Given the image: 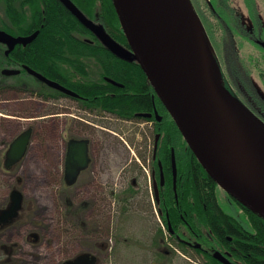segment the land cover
Listing matches in <instances>:
<instances>
[{"label": "flooded vegetation", "instance_id": "af4514ba", "mask_svg": "<svg viewBox=\"0 0 264 264\" xmlns=\"http://www.w3.org/2000/svg\"><path fill=\"white\" fill-rule=\"evenodd\" d=\"M57 1L61 3L68 13H72L62 0ZM72 1L75 3L74 0ZM3 3L4 23L12 24L15 20V18H12L7 14L6 8L8 9L9 7L18 11V14L20 15L18 20L19 23H26L32 17L31 0H3ZM43 4L46 7L45 0H43ZM80 9L82 10V8ZM82 12L88 18L102 26L116 42L122 46L128 47V43H123L117 37L112 36L108 32V30L104 27L99 14H96L94 17H90L83 10ZM97 16L99 17V22L96 21ZM44 20H46V17H41L38 22L43 24ZM65 22L68 23L69 18H67ZM86 28L91 32L90 34L87 32L78 33L72 30L70 33L71 36H58L63 38L64 41H77V44L79 46H84V48L74 49L70 48V44L68 42L61 43V48L56 54H54L52 59V65L50 66V70L52 72L51 75L44 74L39 70L32 68L26 62L25 58L26 47L38 37L40 28L35 30L38 31V34L33 41L27 44L19 43L9 52L8 45L0 42V48H2L1 50L5 56L4 63L1 66V74L2 69L4 68L20 70L19 73L13 75L2 74L6 77V81L3 84V88H0V94H7L11 92L30 94L29 97H38L42 100L53 103L72 101L73 103H76L77 108L80 111L84 112L83 117L73 116L74 118L71 119V122L74 123L75 118H77L84 126V128L80 131V135L73 134V130L71 128V124L73 123L70 122L69 125V120H67L68 124L66 123V126L63 129L54 131L56 143L53 145L49 154L51 159H53V163L56 168V175L52 177L50 184L58 188V190L55 191L54 198L56 206L54 220L57 231L59 232V237L61 238V244H63L62 246H65L66 248L65 253L63 252L61 254L62 260L60 264H67L68 261L74 262L78 256L85 253H89L90 255H94L96 257L95 264H102V262L105 261H110V263L113 262V254L112 252L110 253L109 250H112L114 246H110L108 243L100 240L102 236L104 237L107 234H110L111 238H113L114 230L116 232V228L114 227H111V231L109 232L106 230L107 216L110 213L112 216L115 215L117 219L122 218L126 214L135 213H141L144 217L154 215L156 217V221H153V227L156 231L160 228L163 229V233H161L162 237L160 239L161 243H164V245L166 244V249H164V251L167 255L172 256L173 260H176L179 257L178 253H180L192 261L191 258L183 254L180 247L174 245L170 241V234L167 231L168 227H166L163 219L160 217L163 213L168 215L167 210L163 211L162 208L158 207L160 201L166 198L165 195L160 193L161 189L168 184V179L165 175L166 167L163 165L161 159L159 160V165L157 167L153 162V160L157 157L160 133L156 134L155 140L152 141L149 146L143 145L141 147L142 149L137 147V145H134V148L128 145V147L131 148V152L136 153L137 157L132 159L131 164L120 169L119 178H125V186L120 181L118 182L119 184L116 183V179L113 177L111 163H108L112 162V157L108 155L106 135L107 132H109L115 135H120L121 139H124L121 132L125 134L126 131L119 126L110 124L112 122L109 120L115 119L118 123H120V125L121 123H132L136 126V128H139L141 124H149L148 127L142 126V128H139V131H143L148 134V132L151 133V131L154 130L157 122L162 121V116L158 109L154 106V96L152 92H150L151 106L147 110L136 111V118L123 119L122 117H117L113 112L108 111L101 105V101L103 99L102 96L104 95L105 90H108L111 97H115L118 94L117 88H121V90H124L125 88L124 83L115 80L105 73L106 67L114 69V64L118 62V59L124 58L132 61L133 58L131 55L123 57L117 54L110 49L93 31H91L88 27ZM0 29L3 28L0 27ZM13 35L19 36L16 34ZM250 41L255 42V44L260 46L264 51V36H252ZM17 46H19L20 53V57L18 59L13 57ZM86 46H88V48H86ZM27 66L44 74L50 79L61 83L65 87L76 92L77 95H70L58 88L51 87L44 81L29 73L27 71ZM235 78L232 77L233 84H231L233 87L235 86L236 89L243 90L247 98L250 100L253 113L264 120V106L259 100L260 98L255 93H252L253 89L248 83V78L245 76L241 81H238L239 77ZM29 79L31 81L28 82ZM109 79H112L117 83H114ZM108 84L110 86H108ZM230 87L232 88V86ZM121 92L122 91H120L119 94ZM27 99L28 98L25 96L0 98V104H3L0 107V120L4 123H8V125L15 124L16 126L18 125L21 127L23 124L22 130H20L15 138H13L6 145V149L0 155V167L3 168L5 173H12L16 168H21L26 165L27 155L37 136L35 126L24 125V123L21 122V120H27V118L21 117L24 112ZM145 113L150 115H144ZM60 115L61 114L57 113L54 116L59 117ZM56 122L60 123V118H57ZM112 126H114L115 129H112ZM28 128H32V132L30 144L26 154L18 163L7 167L6 154L11 143ZM40 132H43V130H40ZM82 138L88 141L87 154L89 162L88 165L80 171L76 181L73 184H70L69 182L71 176L67 172V166L70 163L68 161L70 151L69 143L72 139ZM173 152L175 154V151L172 148L170 166L172 172V183L175 191L174 196L178 203L177 181L179 173L177 169V180L175 185L172 166ZM140 153L146 155V163H144L140 158ZM138 161L140 162V165H138ZM11 178L12 179L9 180L6 179L8 185L7 194L2 202H0V264H24V261L20 259L22 256L21 246L19 245L21 242L20 240H22V242L34 244V246H39L42 244V238L38 231L43 232L46 229L43 223H36L33 220L34 210L32 202L30 204L26 202V184L24 179L20 176ZM220 190L225 192L219 187L218 192L215 195L216 204L224 211L235 215L240 220L243 219L244 222H248L249 215L246 213V210L244 209L245 207L235 201L226 192L224 196L226 198L221 199V194L219 193ZM17 194L21 195L20 205L18 208L11 210V207L18 198ZM112 205L114 206L113 208ZM185 213L186 212L181 210L182 217H184ZM168 225L169 229L174 232L170 222ZM116 227H118V225ZM121 230H123V224L121 225ZM121 230L119 231V234L123 235V231ZM198 235L199 234H196V236ZM126 236L125 240L127 241L129 235ZM130 237L132 238V242L136 240L133 235ZM209 239L213 240L214 238L213 236H210ZM226 239L227 243L223 245V250H216L215 252L219 251L233 264H247L238 256L237 258L233 255L231 249L234 248V236L228 235L226 236ZM77 242H84L85 248L81 251L75 252L74 244ZM91 242H93L95 246H92ZM187 243L188 246L193 248L195 251L200 250V257H203L206 250L199 241L191 240Z\"/></svg>", "mask_w": 264, "mask_h": 264}, {"label": "trees", "instance_id": "16d2710c", "mask_svg": "<svg viewBox=\"0 0 264 264\" xmlns=\"http://www.w3.org/2000/svg\"><path fill=\"white\" fill-rule=\"evenodd\" d=\"M31 1L32 17L29 21L23 24L19 23L18 20L20 15L18 11L9 7L8 9L6 8L7 14L15 18V20L12 24L2 22L0 27L16 35L31 34L36 29L40 28L38 37L27 45L25 58L26 62L32 68L44 74L51 75L50 66L52 65V59L54 54L61 48V43L68 42L70 48L74 49L84 48V46H79L77 41H64L63 38L58 36H71L70 33L72 30L78 33L87 32L90 34L91 32L72 13H68L57 0H45L46 7L43 4V0ZM74 1L90 17L99 14L108 32L127 44V38L112 0ZM204 1L208 9L210 3L207 0ZM191 2L206 28L204 20L196 6V2L194 0H191ZM222 2H224V4H221ZM243 3L248 10L250 17L249 22H244L242 20L241 16L235 12L231 3H229V0H218L217 2L215 0V5H217L218 10H220L223 5L227 8V14L230 18L229 21L225 20V16L219 11L213 12L210 8L209 11L215 28L221 31L223 42L225 41L227 44V46L225 45V49L230 67L232 68L233 63H235V66H237V69L242 72V74L246 77L255 79L251 65L247 64V60L242 54V43H239L238 39L251 40L252 36H264V17L259 12V7H256L257 2H255V8L258 11L255 13H251L246 0H243ZM41 17H46L43 24L38 22ZM67 18H69L68 23L65 22ZM86 48H88V46H86ZM1 49L2 48H0V88H3L6 77L1 74V66L4 63L5 56ZM13 57L17 59L20 57L19 46L16 47ZM215 57L222 67L217 53H215ZM132 58V61L124 58L118 59V62L114 64V69L116 70L106 67L105 73L115 80L124 83L125 88L124 90L117 88L118 94L115 97H111L108 90H105L104 95L106 96H102L101 105L108 111L113 112L117 117H122L123 119L136 118V111L149 109L151 106L150 92L153 93L154 106L161 114L162 121L156 123L151 133L148 132V134H146L143 131H140V133L143 134L142 137H144V145L146 146H149V144L155 140L156 134L160 133L157 157L153 162L157 167L161 159L163 165L166 167L165 175L168 179V184L160 191L166 198L160 201L158 207L162 208L163 211H168V215L163 213L160 217L163 219L166 227H168L167 231L170 234V241L174 245L180 247L183 254L191 258L192 261L201 264H224L214 253L216 250H223V245L227 243L226 236L232 235L234 236V248L231 250L235 257L238 256L247 264H264V219L245 207L244 209L249 215V219L248 222H244L243 219L240 220L235 215L224 211L216 204L215 195L218 192L219 186L209 176L194 152L188 146L174 119L153 90L143 69L135 57L132 56ZM108 86L110 85L108 84ZM225 86L235 95V92L230 86ZM258 86L259 91L261 90L262 92H260L262 94L260 100H262L264 106V86H260L259 84ZM120 91L123 93L121 92L119 94ZM252 93H255L254 89ZM112 127V129H115L114 126ZM172 148L176 154V163L179 173L177 181L178 203L174 196L175 191L173 188L170 166ZM140 158L146 163V155L140 153ZM138 165H140V163H138ZM181 210L186 212L184 217L181 215ZM137 216L145 219L141 214H126L121 219H123V222H127L129 220H134L132 218ZM115 218L114 215L112 220L109 219L107 221L110 227H113ZM147 219V232L152 231L154 239L151 240V243L154 244L155 251L161 255L163 254V256H168L164 251L166 244L164 245V243H161L160 239L163 229L160 228L158 231L154 229L153 221H156L154 215L149 216ZM169 222L174 232L169 229ZM125 227H129V225L125 226L123 224L124 229ZM196 234L199 235L196 236ZM210 236H213L214 239L210 240ZM191 240H197L203 245L206 250L203 257H200V250L195 251L188 246L187 242ZM115 257L116 253H113V258L115 259ZM168 257L171 258L172 262L174 261L172 256Z\"/></svg>", "mask_w": 264, "mask_h": 264}, {"label": "water", "instance_id": "95a60500", "mask_svg": "<svg viewBox=\"0 0 264 264\" xmlns=\"http://www.w3.org/2000/svg\"><path fill=\"white\" fill-rule=\"evenodd\" d=\"M62 1L110 49L123 57L130 55L135 57L188 146L209 176L233 199L264 219V171L228 131L164 0H112L127 38L128 47L116 42L102 26L88 18L72 0ZM189 1L193 7L191 0ZM194 12L204 30V25L195 9ZM37 34L38 31H35L30 35L15 36L0 29V42L8 45L9 52L19 43L27 44L33 41ZM211 52L216 62L212 49ZM27 71L51 87L70 95H77L73 90L28 66ZM19 72L20 70L13 68L2 69L4 75ZM109 80L117 83L112 79ZM219 83L236 99L242 112L264 134V120L247 109L222 81ZM31 132L32 128L26 129L11 143L6 154L7 167L18 163L24 157L30 144ZM69 144L70 163L67 172L71 176L69 183L73 184L80 171L88 165V141L83 138L72 139ZM172 166L176 185L177 165L174 152ZM17 195L18 198L11 210L20 205L21 195ZM215 256L226 264H233L219 251L215 252ZM95 262L94 255L85 253L78 256L74 262L68 261L67 264H95Z\"/></svg>", "mask_w": 264, "mask_h": 264}, {"label": "rangeland", "instance_id": "374dc122", "mask_svg": "<svg viewBox=\"0 0 264 264\" xmlns=\"http://www.w3.org/2000/svg\"><path fill=\"white\" fill-rule=\"evenodd\" d=\"M194 1L196 2V6L198 7L200 15L206 25L207 29L204 26V31L211 49L214 55L217 53V56L222 63V67L219 63H217V61L216 63L211 64L212 77L219 82L222 81L225 85L232 86V89L235 91L238 99L247 109L252 111L250 100L247 98L243 90L236 89V87H233L232 85V77H239L238 81H241L245 75L237 69L235 63H233L232 68L230 67L225 49V45L227 46V44L225 41L223 42L221 31H218V29L215 28L209 11V8L213 10V12L219 11L223 16H225V20L229 21L230 18L227 14V8L223 5L222 8L218 10L217 5H215V0H207L210 3V7L208 6V9L204 0ZM217 1L218 0H216V2ZM255 2H257L256 7H259V12L264 17V0H246L251 13L258 11L255 8ZM229 3H231L235 12L241 16L244 22H249L250 17L243 0H229ZM3 4V0H0V24L5 22ZM221 4H224V2ZM96 21L99 22L98 16ZM238 41L239 43H242V54L245 56L247 64L251 65L254 77L258 81L257 82L254 78L247 77L249 80L248 83L250 87L255 90V94L261 98L262 92L261 90L259 91L258 84L260 86H264V51L260 46L249 39L243 40L242 38H239ZM29 81L31 80L29 79L28 82ZM24 96L28 99L26 100L25 109L21 117H25L27 120H21V122L24 123V125L35 126L37 136L27 155L26 165L21 168H16L12 173H5L3 168L0 167V202H2L7 194L8 185L6 179H12L11 177L15 176L23 178L26 184V202H28V204L32 202L34 210L33 220L36 223H43L46 230L43 232L38 231L42 238V244L39 246H34V244H29L20 240L21 242L19 245L21 246L22 252L20 259L24 261V264H60L62 260L61 254L63 252L65 253L66 248L65 246H62L63 244H61V238L59 237V232L57 231L54 220V214L56 212L54 198L55 191H57L58 188L50 184L52 177L56 175V168L54 166L53 159H51L49 154L53 145L56 143L54 131L63 129L68 122L70 125V122L72 121L71 119L74 118L73 116L83 117L84 112L80 111L77 108L76 103H73L72 101L53 103L42 100L38 97H29L30 94H19L15 92L0 94V98H15ZM260 101L262 102V100ZM1 105L3 104H0V107ZM57 113L61 115L59 117L54 116ZM57 118H60V123L56 122ZM67 120L69 121L67 122ZM109 121L112 122H109L110 124L119 126L126 131L125 134L121 132L124 139H121L120 135H115L109 132H107L106 135L108 155L112 157V162L108 163H111L113 177L116 179V183L120 181L125 186V178H119L120 169L131 164L132 159L137 157V154L131 152V148H129L128 145L133 148L134 145H137V147L141 148L145 141L144 137H142L143 134L138 130H140L139 128H142V126L148 127L149 124H141L139 128H136V126L132 123H121L120 125V123H118L115 119ZM22 128L23 124L21 127L18 125L16 126L15 124L8 125V123H4L0 120V155L6 149V145L13 138H15L17 133L22 130ZM71 128L73 130V134L80 135V131L84 128V126L80 123V120L75 118V122L71 124ZM40 130H43V132H40ZM219 193L221 194V199L226 198L224 197L225 192L220 190ZM113 207L114 206L112 205V208ZM113 216L110 213L107 221L109 219L112 220ZM147 218L148 217H145L144 219L137 216L132 218L134 220H129L127 222H123V219L121 218H115L117 220L114 221L113 227L116 228V232L118 234L121 230L122 223L125 226L129 225V227H125V229L123 228V235L121 234L122 236L120 234L118 235L114 230L113 238H111L110 234L101 237L100 240L102 242H106L110 246H114L112 250H109V252H112V254L116 253V257L113 259L114 261L112 263H110V261H105L102 262V264H201L196 261L189 260L180 253H178L179 257L173 262L170 257L157 253L155 251L154 244L151 243V240L154 239L152 231L147 232ZM117 225L118 227H116ZM106 230L108 232L111 231V227L108 225ZM126 235H129L127 241L125 240V237H127ZM132 235L136 238L134 242H132V238L130 237ZM121 237L124 238L122 239ZM84 245V242L75 243L74 251L78 252L83 250L85 248ZM91 245L95 246L93 242H91ZM164 248L166 249V246Z\"/></svg>", "mask_w": 264, "mask_h": 264}, {"label": "bare ground", "instance_id": "6f19581e", "mask_svg": "<svg viewBox=\"0 0 264 264\" xmlns=\"http://www.w3.org/2000/svg\"><path fill=\"white\" fill-rule=\"evenodd\" d=\"M164 2L192 53L195 64L214 98L228 131L264 171V134L242 112L236 99L221 87L218 80L212 77L211 64L216 62L190 1L164 0Z\"/></svg>", "mask_w": 264, "mask_h": 264}]
</instances>
